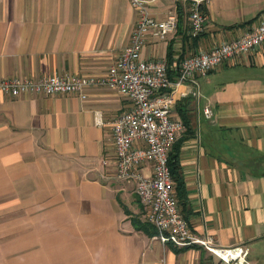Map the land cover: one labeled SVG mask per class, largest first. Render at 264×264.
<instances>
[{"label": "crops", "instance_id": "1", "mask_svg": "<svg viewBox=\"0 0 264 264\" xmlns=\"http://www.w3.org/2000/svg\"><path fill=\"white\" fill-rule=\"evenodd\" d=\"M155 2L158 18L175 10L179 26L166 40L150 36L143 57L167 61L173 81L187 56L264 22V0H211L196 38L186 0ZM138 19L124 0H0V80L106 76ZM198 82L199 100L180 95L189 85L178 88L179 206L196 234L245 246L251 264H264V44ZM130 108L106 87L85 98L0 94V264H229L158 241L133 185L115 178L113 124Z\"/></svg>", "mask_w": 264, "mask_h": 264}, {"label": "built area", "instance_id": "2", "mask_svg": "<svg viewBox=\"0 0 264 264\" xmlns=\"http://www.w3.org/2000/svg\"><path fill=\"white\" fill-rule=\"evenodd\" d=\"M139 11V19L131 42L106 76H80L70 73L39 78L13 77L0 80V94L13 98L23 95L68 96L85 98L89 87L110 88L131 102L130 110L114 121L115 178L133 185L142 200L147 219L157 231L156 239L177 247H202L229 264H251L249 250L242 245L222 247L209 235H198L182 213L175 192V178L170 165V153L185 124L176 115L178 88L189 85L192 95L199 100V79L226 61L250 55L264 44V22L253 27L242 37L222 43L211 51H200L187 56L178 66V78L171 80L165 60H147L144 50L150 36L166 40L175 34L179 17L171 10L159 19L153 11L157 0H124ZM190 33L200 36L206 29V7L211 0H186ZM210 118V108L204 109ZM97 125L104 124V116L96 112ZM152 166L147 177L143 169Z\"/></svg>", "mask_w": 264, "mask_h": 264}, {"label": "trees", "instance_id": "3", "mask_svg": "<svg viewBox=\"0 0 264 264\" xmlns=\"http://www.w3.org/2000/svg\"><path fill=\"white\" fill-rule=\"evenodd\" d=\"M171 68L172 66L169 67V74H170V71H171ZM174 70V69H173ZM176 70V69H175ZM178 72V68L176 70ZM179 75V74H178ZM170 77H171V80H175V78H173L170 74ZM176 158H173L172 154L170 153V165H171V169H172V173H173V177L175 178V183H176V176H175V170H176V164H177V161L175 160Z\"/></svg>", "mask_w": 264, "mask_h": 264}]
</instances>
